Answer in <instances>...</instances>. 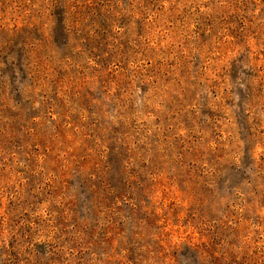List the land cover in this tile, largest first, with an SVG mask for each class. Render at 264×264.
Segmentation results:
<instances>
[{
  "label": "rangeland",
  "instance_id": "rangeland-1",
  "mask_svg": "<svg viewBox=\"0 0 264 264\" xmlns=\"http://www.w3.org/2000/svg\"><path fill=\"white\" fill-rule=\"evenodd\" d=\"M0 264H264V0H0Z\"/></svg>",
  "mask_w": 264,
  "mask_h": 264
}]
</instances>
